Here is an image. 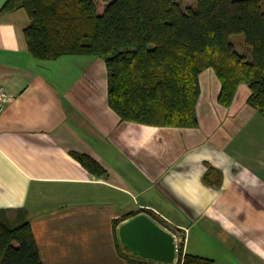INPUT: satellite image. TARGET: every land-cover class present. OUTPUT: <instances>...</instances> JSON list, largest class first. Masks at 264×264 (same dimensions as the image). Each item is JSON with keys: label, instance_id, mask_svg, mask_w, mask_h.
I'll list each match as a JSON object with an SVG mask.
<instances>
[{"label": "crops", "instance_id": "0c3cea01", "mask_svg": "<svg viewBox=\"0 0 264 264\" xmlns=\"http://www.w3.org/2000/svg\"><path fill=\"white\" fill-rule=\"evenodd\" d=\"M27 27L23 10L0 15V86L9 97L0 114V217L30 223L41 263L128 264L117 229L130 218L112 223L147 209L184 233L186 254L264 264V117L246 105L247 88L220 107L207 69L196 128L121 122L107 106L101 59L36 61ZM206 165L220 172L218 187L204 183Z\"/></svg>", "mask_w": 264, "mask_h": 264}, {"label": "trees", "instance_id": "16d2710c", "mask_svg": "<svg viewBox=\"0 0 264 264\" xmlns=\"http://www.w3.org/2000/svg\"><path fill=\"white\" fill-rule=\"evenodd\" d=\"M194 1V9L182 11L174 0H8L0 15L25 12L23 35L36 61L101 59L107 106L121 122L196 128L199 76L207 69L219 83L217 105L229 108L244 85L246 105L264 117V0ZM234 35L243 36L249 61L235 52ZM72 156L90 174L105 176L90 157ZM206 166L204 183L218 187L220 172ZM139 213L113 221V230ZM120 250L128 264H157ZM0 264H42L29 222L11 225L0 217ZM173 264L215 262L184 253L181 241Z\"/></svg>", "mask_w": 264, "mask_h": 264}, {"label": "water", "instance_id": "95a60500", "mask_svg": "<svg viewBox=\"0 0 264 264\" xmlns=\"http://www.w3.org/2000/svg\"><path fill=\"white\" fill-rule=\"evenodd\" d=\"M120 246L130 256L157 264H173L176 260V241L145 214H138L117 229Z\"/></svg>", "mask_w": 264, "mask_h": 264}, {"label": "rangeland", "instance_id": "374dc122", "mask_svg": "<svg viewBox=\"0 0 264 264\" xmlns=\"http://www.w3.org/2000/svg\"><path fill=\"white\" fill-rule=\"evenodd\" d=\"M174 1L180 7V9L182 11H186L188 9H194L196 6L194 0H174ZM229 40H230V43L232 44L235 52L239 56L243 57L245 60L249 61L250 60V49L245 45L243 36L242 35H234V36H231L229 38ZM243 87L246 88L245 86H243ZM255 113H256V111H255ZM144 210H147V209H141L140 212L144 213ZM148 212L151 215H153L154 217H157V219H155L156 221H154L157 225H159L161 228H163L165 231L169 232L170 234L173 233L172 234L173 236H176V238H177L176 246L178 245V243H180L181 241L184 240V233L181 234V232H179L177 229L172 227V225H170V223L165 222L163 217L158 216L153 211L148 210Z\"/></svg>", "mask_w": 264, "mask_h": 264}, {"label": "built area", "instance_id": "2783aa9c", "mask_svg": "<svg viewBox=\"0 0 264 264\" xmlns=\"http://www.w3.org/2000/svg\"><path fill=\"white\" fill-rule=\"evenodd\" d=\"M9 101V97L8 95L4 92V90L2 89V87L0 86V114L2 113L5 104ZM152 210V209H151ZM148 210H144V213L146 216H148ZM155 214H157L158 216H160L156 211L152 210ZM164 219V218H163ZM165 222L169 223L166 219H164ZM175 241H177L176 236H174Z\"/></svg>", "mask_w": 264, "mask_h": 264}]
</instances>
